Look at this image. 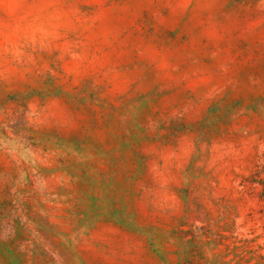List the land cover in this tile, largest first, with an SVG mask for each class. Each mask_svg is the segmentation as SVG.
<instances>
[{
	"label": "rangeland",
	"instance_id": "obj_1",
	"mask_svg": "<svg viewBox=\"0 0 264 264\" xmlns=\"http://www.w3.org/2000/svg\"><path fill=\"white\" fill-rule=\"evenodd\" d=\"M0 264H264V0H0Z\"/></svg>",
	"mask_w": 264,
	"mask_h": 264
}]
</instances>
